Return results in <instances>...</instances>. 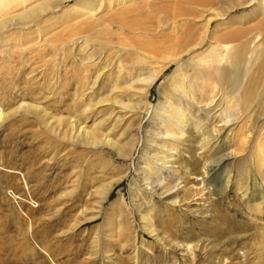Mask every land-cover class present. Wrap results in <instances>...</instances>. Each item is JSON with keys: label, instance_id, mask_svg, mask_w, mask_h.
Masks as SVG:
<instances>
[{"label": "rangeland", "instance_id": "1", "mask_svg": "<svg viewBox=\"0 0 264 264\" xmlns=\"http://www.w3.org/2000/svg\"><path fill=\"white\" fill-rule=\"evenodd\" d=\"M89 1L65 0L32 22L0 29V264H264V116L254 117L243 147L239 106L222 105L226 142L217 156L234 154L205 177L199 198L150 194L140 157L152 155L150 111L177 65L163 67L153 82L138 79L160 68L152 62L161 33L154 27L173 0L110 7L104 0L100 9L101 0H91L93 14L73 11ZM257 1L235 0L210 30L226 21L217 35L239 29L257 44L264 29ZM84 129L96 133L95 143ZM211 148H183L192 178L203 177L204 162L216 156ZM229 169L248 179L247 190L232 180L221 192Z\"/></svg>", "mask_w": 264, "mask_h": 264}, {"label": "bare ground", "instance_id": "2", "mask_svg": "<svg viewBox=\"0 0 264 264\" xmlns=\"http://www.w3.org/2000/svg\"><path fill=\"white\" fill-rule=\"evenodd\" d=\"M63 1L65 0H0V29L14 22H32L35 17L60 6ZM90 1L75 5L73 11L82 10L87 14H93L94 1ZM103 1L101 0L99 9ZM107 1V7H110L113 2L119 4L127 0ZM172 2V5L160 8L159 13L162 17L156 19L154 27V30L161 28V33L154 35L152 41V62L154 60L155 63H159L160 68L152 67V73L138 79L141 82L151 79L153 82L162 72L163 67L171 62L177 65L164 88V97L159 99L150 111L152 125L150 122L148 125L149 133H152L154 149L149 157H140L144 162L143 167H139L138 170L139 173H143L142 177L140 176L142 185L150 194L156 190H161L160 195L172 191L175 199L193 198L194 200V197L199 198L197 196L204 190L205 177L212 176L224 158L234 154L228 152L217 156L220 153L216 151L217 145L223 146L226 142L219 134L223 129L218 125L221 120L217 113L219 108L224 104L228 108L239 106L242 118L236 136L240 138L239 143L243 147L249 139L250 132L256 128V124L253 123L254 117L264 116V29L258 28L260 30L258 34L262 39L257 44L253 42L257 38L252 37L254 32L251 33L252 38L247 34L248 32L246 33L251 40L249 38L244 40L245 33L238 31L239 29L217 35V32L229 23L226 21H219L214 29L210 30L214 20L224 19L228 11L236 6L231 5L236 3L235 0H227L220 6H215L214 0H173ZM257 2L263 8L264 0ZM258 34L254 35L258 36ZM140 45L143 47L144 44ZM184 55L192 57L183 64L180 62ZM1 111L0 119L3 115ZM208 122L210 128L206 125ZM83 131L85 139L96 142L97 135L94 131L88 132L87 129ZM227 137L228 134L225 138L228 139ZM210 147L212 153L216 151V156H209L204 162L203 177L192 178L191 169L186 165L189 161L183 156V148L185 151L194 148L203 152ZM201 152H198L197 158ZM198 159L194 163H197ZM178 163L181 167H175ZM241 173L245 177L248 176L250 173L248 166H243ZM244 175L234 176L231 169L226 170L221 183V192H225L228 184L230 182L232 184V180L237 185V190L241 192L243 189L247 190V187L244 188ZM194 179L197 183L191 182ZM262 232L264 228L260 233ZM158 240L160 242L163 238ZM260 255L264 257V251L260 250Z\"/></svg>", "mask_w": 264, "mask_h": 264}]
</instances>
